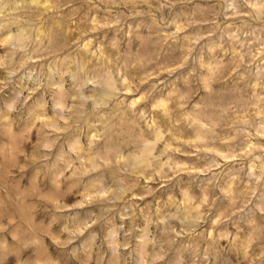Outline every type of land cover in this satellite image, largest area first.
I'll return each mask as SVG.
<instances>
[{
  "label": "rangeland",
  "instance_id": "374dc122",
  "mask_svg": "<svg viewBox=\"0 0 264 264\" xmlns=\"http://www.w3.org/2000/svg\"><path fill=\"white\" fill-rule=\"evenodd\" d=\"M0 264H264V0H0Z\"/></svg>",
  "mask_w": 264,
  "mask_h": 264
}]
</instances>
